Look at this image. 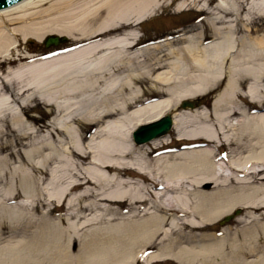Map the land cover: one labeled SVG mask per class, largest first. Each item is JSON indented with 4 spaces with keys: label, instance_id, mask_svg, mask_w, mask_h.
<instances>
[{
    "label": "bare ground",
    "instance_id": "1",
    "mask_svg": "<svg viewBox=\"0 0 264 264\" xmlns=\"http://www.w3.org/2000/svg\"><path fill=\"white\" fill-rule=\"evenodd\" d=\"M159 1L24 0L0 11V196L54 206L27 245L48 264H264V112L234 102L264 106V33L250 35L264 26V0H220V16L207 12L215 38L204 46L198 34L131 53L140 41L131 28ZM236 27L247 36L237 40ZM48 36L76 43L35 61L17 50ZM146 79L167 97L138 103ZM220 79L208 112L179 107L173 118L176 140L205 145L160 155L148 148H169L166 136L133 145L137 126ZM238 206L242 227L212 230ZM22 208H0V219L22 220Z\"/></svg>",
    "mask_w": 264,
    "mask_h": 264
},
{
    "label": "rangeland",
    "instance_id": "2",
    "mask_svg": "<svg viewBox=\"0 0 264 264\" xmlns=\"http://www.w3.org/2000/svg\"><path fill=\"white\" fill-rule=\"evenodd\" d=\"M219 1L220 0H195L194 3L193 2L191 3V5L184 6L182 9H180L178 6L180 4L189 2V0H160L159 7L152 15H149L140 24H137L135 28H131L133 29L131 31L133 33L134 32L137 33V36L140 39L139 43L137 44V48L130 50L131 53H135L138 49H141L143 47L145 48L153 44L163 45L167 42H170L174 47H182L185 44L188 36L198 35V34H201V39L204 41L202 43L203 46H204V43H209L213 41L215 36L211 32L210 26L206 23L207 18L210 17V15L207 14V12H211L212 15L213 13H215L220 16L221 12H219L218 8L216 7ZM262 2L263 0H254L255 5L258 3H262ZM245 8L247 10L248 3L247 4L245 3ZM243 22L247 23L245 20H243ZM256 23L254 24L256 26V28L253 29L254 32L252 31V33H250L251 37L260 36L264 33V26L261 27L260 25L262 22L257 21ZM216 25L218 27L225 26V25H221L220 23ZM126 29L127 31H129L128 28ZM247 34H248L247 31L243 29V27H241L240 29L239 28L237 29L236 27L235 37L237 40H240L241 37L247 36ZM43 41H44V38L40 42H35L33 40H31L30 43L29 42L26 43L27 41H25L22 44V42H20L19 44L20 47H18L17 50L20 52V54H26V55L31 54V56H33L31 60L35 61L38 59H44L45 55L53 56L57 53L55 52V50L60 49V46L59 47L52 46L47 49L43 46L42 44ZM67 42L71 43L70 45L76 43L74 39H69V38ZM25 61L26 62L30 61V59L27 58ZM5 67H6V63H3L0 61V71L4 70ZM224 82H225L224 79H220L219 82L213 88L209 89L207 92L203 94H197V96L190 99V100H194L196 98H202L205 96L206 100L203 102L204 103L203 105H206V106L204 107L201 106V107L195 108L194 110L188 109L186 111H188L190 114L193 112L199 113L203 110H206V112H208L210 103L213 100L214 95L219 93V91L222 89L224 85ZM136 87L140 91L139 92L140 99L138 103H143V102L147 103L155 99H165L167 97L161 94L162 93L161 89L150 92L151 91L150 88L152 87V82L148 79L142 81ZM206 95H208V97ZM239 99L240 100H235L234 102L238 103L239 106L244 107L245 111L248 108L250 109V108L257 107L249 103L244 97L240 95H239ZM35 102H38V101L36 100ZM35 102L30 103V105L35 104ZM39 103L41 107H44L43 103L41 102ZM179 111L180 110H179V103H178L177 106L173 110H170L166 112L165 114L171 113L172 119H173L174 114ZM37 112L40 113V110L37 109L36 113ZM34 115L36 116V114ZM233 118H236V115H234ZM48 120L49 119H44L42 121L37 122L36 127H38V125L41 126V125L48 123ZM175 135L176 134H175L173 127L168 133V135H166V137H168V140L170 142V144L167 146L170 148V149L167 148L169 149L170 153H173L175 150H177L178 149L177 147L179 145L201 141V140H191V141L184 140V141L178 142V140L175 139ZM131 140H132V137H131ZM132 143H133V140H132ZM133 145L135 144L133 143ZM165 147L166 146H164L163 148ZM148 150L154 151L153 153L156 154L157 152L161 150H165V149L160 148V150H153L151 148H148ZM220 151L223 153L226 151V149L222 148ZM42 186L44 185H41V187ZM1 189H0V194H2ZM13 196H15V193L10 197H13ZM4 199L0 196V208L13 207L16 205H18V207L26 208V210L22 208L24 218L27 217V218L32 219L31 222L33 223V225L31 228L28 229L24 225L25 223L28 222V220L24 223L23 221L24 218L22 220L16 219L12 223L8 220L0 219V264H48L43 259H40V260L38 259V258H42V255L45 256V254H36V249L34 248L27 249V245L30 242L32 244H35L37 240L41 239L39 238L41 233L38 229V226L41 222L37 225V220L41 216H46L48 210L54 206L53 205L47 206L45 202L43 205L37 198L36 200H33L32 202L30 199L27 200L26 202V199L22 198L21 194L15 200L10 199V200L3 201ZM33 209H36V211ZM62 209L58 210L57 208L55 212L49 215L50 219L55 220V223H57L56 220L60 216ZM238 209L241 210L240 215H242L245 211L241 206L236 207L229 214L219 218L215 222L214 226L212 227V230L218 233H222L224 232V230L230 229L232 227L233 228L242 227L244 223L239 224L237 222L239 216L232 218L230 222L226 224L220 225L219 223L224 217L232 215L233 212ZM221 236L222 234L217 235V237H221ZM9 249L17 250L18 252L11 259L7 255L2 256V254L8 251ZM70 251L72 252L73 255L77 254L76 248H73V249L70 248ZM249 260L250 258L248 259V261ZM133 264H145V263L142 262L141 258L140 259L137 258L136 262L135 263L133 262ZM167 264H177V263L169 262Z\"/></svg>",
    "mask_w": 264,
    "mask_h": 264
},
{
    "label": "water",
    "instance_id": "3",
    "mask_svg": "<svg viewBox=\"0 0 264 264\" xmlns=\"http://www.w3.org/2000/svg\"><path fill=\"white\" fill-rule=\"evenodd\" d=\"M21 0H0V9H11L14 4L20 2ZM21 3V2H20ZM13 5V6H11ZM11 6V7H9ZM8 7V8H6ZM2 11V10H0ZM66 42V39L64 37H57V36H48L44 40V47L48 48L50 46H58L60 44H63ZM200 100H193V101H182L180 104V107L182 109H194L195 107L200 106ZM172 120L170 115H166L165 117L161 118L160 120L140 126L132 135L133 141L135 144L140 145L144 144L146 142L151 141L152 139L159 138L163 135H165L171 127ZM240 214V210L235 211L234 216ZM232 217H226L222 222H227L231 219Z\"/></svg>",
    "mask_w": 264,
    "mask_h": 264
}]
</instances>
